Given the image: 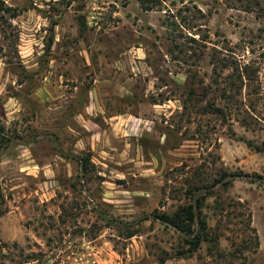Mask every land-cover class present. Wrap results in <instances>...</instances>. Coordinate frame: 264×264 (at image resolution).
<instances>
[{"label": "rangeland", "instance_id": "rangeland-1", "mask_svg": "<svg viewBox=\"0 0 264 264\" xmlns=\"http://www.w3.org/2000/svg\"><path fill=\"white\" fill-rule=\"evenodd\" d=\"M155 1L0 0V264H264V0Z\"/></svg>", "mask_w": 264, "mask_h": 264}, {"label": "trees", "instance_id": "trees-1", "mask_svg": "<svg viewBox=\"0 0 264 264\" xmlns=\"http://www.w3.org/2000/svg\"><path fill=\"white\" fill-rule=\"evenodd\" d=\"M141 4L145 5L147 3L156 2L155 0H138ZM147 2V3H146ZM231 64V65H229ZM233 63H230L227 60H223V67L221 69H228L231 70L232 73L226 76L227 79L232 80L234 77L236 81L239 82V85H236L237 90H242L247 86V83L251 81L250 77L252 76V67L250 65H242V63L235 62L234 66ZM218 68L215 67L214 71ZM216 72V71H215ZM233 82V81H229ZM231 88L234 87V83L230 84ZM223 98L225 100H230L231 97H227L229 93L228 90H223ZM187 102H191L195 100L196 103L200 102L201 100L198 99L196 96L195 91L191 89L188 94ZM186 103H183V110L186 111L187 109ZM213 108V109H212ZM207 106L206 108H202L199 111V114L206 115V114H218L219 116H224V110L217 109L212 106ZM10 143V139L6 137L4 134V129L0 127V153L2 150L7 148L8 144ZM257 152H262L259 149H256ZM83 160L80 161L81 169L86 171V165H83ZM89 162V160H87ZM226 177L227 175L224 174ZM220 181H216L211 186H203L200 184H192L189 186L188 190L185 192V196L189 197V202L184 204L183 206L179 207L178 210L172 217L169 216H161L159 220L161 223L170 226L174 230H176L183 240L186 250L184 253H181L182 256H193L201 247L202 243L207 241L208 235V226L202 217V209L203 204L207 200L209 194L208 191L211 190L209 188L213 187V185L219 184ZM226 184V183H223ZM201 192H206L202 195ZM2 198V199H1ZM0 200L3 201V196L0 195Z\"/></svg>", "mask_w": 264, "mask_h": 264}, {"label": "built area", "instance_id": "built-area-1", "mask_svg": "<svg viewBox=\"0 0 264 264\" xmlns=\"http://www.w3.org/2000/svg\"><path fill=\"white\" fill-rule=\"evenodd\" d=\"M86 264H94V263H92V261H90V260H87Z\"/></svg>", "mask_w": 264, "mask_h": 264}]
</instances>
